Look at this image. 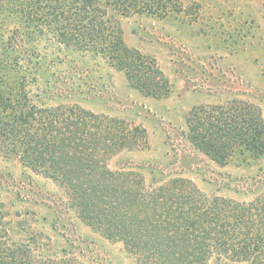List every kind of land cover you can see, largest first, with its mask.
<instances>
[{
	"label": "trees",
	"instance_id": "1",
	"mask_svg": "<svg viewBox=\"0 0 264 264\" xmlns=\"http://www.w3.org/2000/svg\"><path fill=\"white\" fill-rule=\"evenodd\" d=\"M177 7L174 0H0V157L53 182L84 225L121 244L136 264H264V175L239 187L248 199L237 201L180 177L153 174L147 185L140 172L111 170L112 157L146 147L145 131L78 105H38L28 76L39 62L20 65V42L40 27L68 51L101 57L141 95L166 99L168 81L153 59L125 45L120 18H163ZM185 126L188 143L217 165L264 156V121L246 101L194 108ZM21 226L0 216V264H82L41 234L14 231Z\"/></svg>",
	"mask_w": 264,
	"mask_h": 264
},
{
	"label": "rangeland",
	"instance_id": "2",
	"mask_svg": "<svg viewBox=\"0 0 264 264\" xmlns=\"http://www.w3.org/2000/svg\"><path fill=\"white\" fill-rule=\"evenodd\" d=\"M174 1L179 11L163 18L152 13L120 18L125 45L153 59L168 81L166 99L141 95L101 57L68 51L52 31L35 26L18 51L20 65L39 62L36 72L30 67L28 80L35 79L30 94L43 107L78 105L143 129L146 147L112 157L111 170L140 172L147 185L153 174L180 177L206 195L247 200L239 187L264 175V156L217 165L188 143L185 121L194 108L233 99L256 106L264 121V0ZM0 216L12 225L20 222L14 228L19 234H41L52 249H65L82 264H136L121 244L84 225L53 182L12 158L0 157Z\"/></svg>",
	"mask_w": 264,
	"mask_h": 264
}]
</instances>
